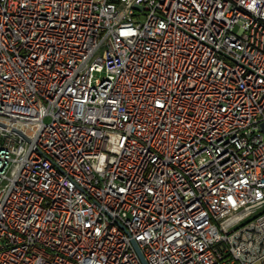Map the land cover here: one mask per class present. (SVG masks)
I'll use <instances>...</instances> for the list:
<instances>
[{
    "label": "built area",
    "instance_id": "obj_1",
    "mask_svg": "<svg viewBox=\"0 0 264 264\" xmlns=\"http://www.w3.org/2000/svg\"><path fill=\"white\" fill-rule=\"evenodd\" d=\"M0 264H264V0H0Z\"/></svg>",
    "mask_w": 264,
    "mask_h": 264
},
{
    "label": "water",
    "instance_id": "obj_2",
    "mask_svg": "<svg viewBox=\"0 0 264 264\" xmlns=\"http://www.w3.org/2000/svg\"><path fill=\"white\" fill-rule=\"evenodd\" d=\"M136 250H137V249H136ZM137 252H138V255L140 256L141 260L143 261L140 252H139L138 250H137Z\"/></svg>",
    "mask_w": 264,
    "mask_h": 264
}]
</instances>
